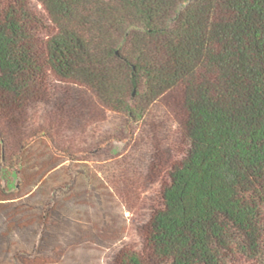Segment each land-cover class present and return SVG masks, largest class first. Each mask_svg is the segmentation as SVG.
<instances>
[{"label": "trees", "instance_id": "obj_1", "mask_svg": "<svg viewBox=\"0 0 264 264\" xmlns=\"http://www.w3.org/2000/svg\"><path fill=\"white\" fill-rule=\"evenodd\" d=\"M0 264H264V0H0Z\"/></svg>", "mask_w": 264, "mask_h": 264}, {"label": "rangeland", "instance_id": "obj_2", "mask_svg": "<svg viewBox=\"0 0 264 264\" xmlns=\"http://www.w3.org/2000/svg\"><path fill=\"white\" fill-rule=\"evenodd\" d=\"M120 148V145L119 144H116L115 145V149L118 150Z\"/></svg>", "mask_w": 264, "mask_h": 264}]
</instances>
